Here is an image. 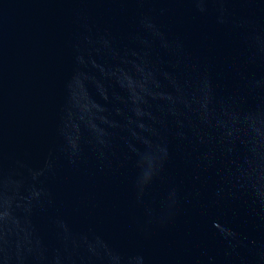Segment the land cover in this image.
<instances>
[{"label": "water", "instance_id": "1", "mask_svg": "<svg viewBox=\"0 0 264 264\" xmlns=\"http://www.w3.org/2000/svg\"><path fill=\"white\" fill-rule=\"evenodd\" d=\"M0 264H264V0H0Z\"/></svg>", "mask_w": 264, "mask_h": 264}]
</instances>
